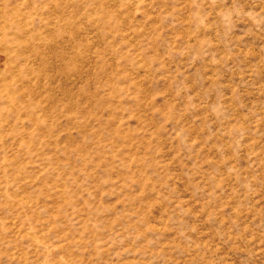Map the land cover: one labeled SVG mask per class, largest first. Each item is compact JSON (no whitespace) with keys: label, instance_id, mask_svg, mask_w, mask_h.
I'll use <instances>...</instances> for the list:
<instances>
[{"label":"rangeland","instance_id":"374dc122","mask_svg":"<svg viewBox=\"0 0 264 264\" xmlns=\"http://www.w3.org/2000/svg\"><path fill=\"white\" fill-rule=\"evenodd\" d=\"M0 264H264V0H0Z\"/></svg>","mask_w":264,"mask_h":264}]
</instances>
